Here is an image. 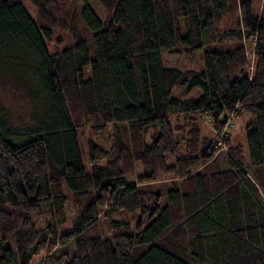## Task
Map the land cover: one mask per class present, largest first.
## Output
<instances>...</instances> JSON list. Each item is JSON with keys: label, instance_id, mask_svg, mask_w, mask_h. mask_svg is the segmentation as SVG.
Wrapping results in <instances>:
<instances>
[{"label": "trees", "instance_id": "16d2710c", "mask_svg": "<svg viewBox=\"0 0 264 264\" xmlns=\"http://www.w3.org/2000/svg\"><path fill=\"white\" fill-rule=\"evenodd\" d=\"M4 82L32 109L0 101V264H264V0H0Z\"/></svg>", "mask_w": 264, "mask_h": 264}, {"label": "rangeland", "instance_id": "374dc122", "mask_svg": "<svg viewBox=\"0 0 264 264\" xmlns=\"http://www.w3.org/2000/svg\"><path fill=\"white\" fill-rule=\"evenodd\" d=\"M250 1L254 9L260 10V8H262L263 0H250ZM238 22L239 21L237 17H234L233 20L230 21V23H227V18H223L221 21V25L224 30L230 29V28L235 29L238 25ZM65 42L67 45L70 43V40L69 39L65 40ZM248 43L245 41H242V44L244 45V49H245V56H246L247 63L249 67H251L252 53L250 52L251 47ZM235 45L236 44L234 42H230V43L228 42V43L221 44V46L217 44L210 45L209 48L215 51L232 50ZM63 46L64 44H62L61 47H59L58 45H55V43L53 42L49 45L48 49L50 52H56V51H60ZM179 60L182 61V63L190 62L192 63L193 66L200 65L199 57H194L193 59H189L184 56H181ZM87 67L83 69L85 76L88 74ZM0 101L4 105V107L8 110L10 119L14 124L20 125L22 123H29V115H30L32 106L22 91L18 90L12 84H8L4 82L3 84L0 85ZM250 120H251V117L248 115H243V116H238V117H233V118L229 117L227 118V121H226V124L223 130L221 132H217L212 128L210 124V120L207 116H199L198 118L201 136L204 139L210 140L212 138H216L219 144L227 141L228 145L230 146L245 144L244 130H245L247 123ZM155 135H156L155 132H149L147 136V141L153 139ZM82 150L84 153L85 146L83 144H82ZM139 170H140V166L137 165L135 167V173H138ZM175 179H178V178H175ZM142 185H143L142 188L144 187V189L146 188L152 191L160 192V195L164 193L165 190L168 188V183H166L165 179L159 180V182L155 181V182L143 183ZM158 203L159 204L161 203V199L160 201H158ZM114 217L115 219H118V220L120 219L126 220L132 226L140 218L137 212L133 214H122L118 216H113V218ZM100 229L102 230L103 237L106 238L110 236V233H108L106 230L105 223L103 220L100 221ZM52 253L55 256H58L61 253H65L70 258L73 254V248L71 245H68L66 247H57L56 249H54ZM136 254L138 255V252H136Z\"/></svg>", "mask_w": 264, "mask_h": 264}]
</instances>
